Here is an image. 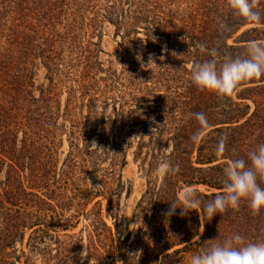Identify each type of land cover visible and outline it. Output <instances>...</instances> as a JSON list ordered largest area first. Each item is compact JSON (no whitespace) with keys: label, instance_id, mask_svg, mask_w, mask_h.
I'll return each instance as SVG.
<instances>
[{"label":"rangeland","instance_id":"1","mask_svg":"<svg viewBox=\"0 0 264 264\" xmlns=\"http://www.w3.org/2000/svg\"><path fill=\"white\" fill-rule=\"evenodd\" d=\"M136 1L0 0V114L13 116L7 121L11 129L17 126L7 136L16 139L14 152L0 155V194L8 166L30 161L37 178L24 169L16 179L48 203L46 225L26 231L23 242L9 250L14 264H188L191 254L217 237L241 234L246 242L264 241V220L258 222L263 214L250 223L244 213L228 209L205 222L207 187L179 183L168 189L166 176L156 173L173 150V137L165 135L160 149L153 141L152 124L162 111L153 104L168 95L177 104L191 80L193 59L180 54L174 36L186 27L193 30L189 26L199 25L203 13L229 11L226 0H151L170 15L171 42L135 21ZM252 28L264 26H242L230 33L227 45L246 46L238 39ZM249 87L239 85L227 99L254 108L238 97ZM106 138L119 143L117 155L102 153ZM212 175L222 172L197 178ZM97 185L102 188L94 189ZM188 192L201 205L186 216L180 209L168 216L170 202H183ZM205 224L214 230L200 244Z\"/></svg>","mask_w":264,"mask_h":264},{"label":"trees","instance_id":"2","mask_svg":"<svg viewBox=\"0 0 264 264\" xmlns=\"http://www.w3.org/2000/svg\"><path fill=\"white\" fill-rule=\"evenodd\" d=\"M256 2H262V5L260 6L258 4V6L264 10V0H256ZM132 7L130 5V9ZM132 15H134L136 22L147 23L149 26L154 27L156 32L160 33L158 36L165 35L167 36L168 42H171L169 39H171L173 34L166 32L167 26L171 24V22L167 21L170 15L165 14L161 10V6L156 5L151 0H137ZM221 23L227 25L228 29L232 25L237 26L233 32H229V35H231L230 33L235 34L237 30L246 25L243 20L235 17L230 11L224 10L221 14L213 16L209 12L206 14L203 13L199 25L194 24L189 26L194 28L193 30H188V27H186L185 30H180L179 34H175L176 36L174 37H177L179 39L178 43L182 45L180 54L193 59V64L212 58L208 52H200L199 45H204L208 50H215L217 54L215 58L218 62H222L227 56L236 57L242 55L246 46H228L227 38L229 35L225 34L226 28L220 27ZM248 36L253 37L246 39ZM253 39L264 40V28H252L243 33L238 41L247 43ZM1 68L2 65L0 66ZM1 78L2 76H0ZM186 82L190 87H186L183 93H180L177 97L180 101L177 104H180V107L172 101L170 98L171 95L156 98L157 100L153 106L157 109L160 105L162 111L160 112V121L158 119V122L152 124L153 127H156L155 133L153 134V141L160 149L164 143L165 135H172L171 137H173V150L167 157V161L173 165H178L179 171L174 175L165 177L166 188H173L179 183H184L187 187L203 185L211 192L209 195H203V199L212 200L222 191V176L212 175L209 178L206 176L197 178V174L203 173L208 175L213 172H222L230 158H246V153L253 150L258 143H264V77L260 80H251L240 84L241 86H251L240 93L238 97L242 101H251L254 108L249 104L240 108L227 98L218 97L214 93L199 90L192 84L191 80ZM5 86L7 84H4L2 88H5ZM2 100L3 98H1ZM2 109L3 107H1L0 111ZM178 109L181 111L177 112ZM196 112H203L210 123V128L204 132L206 133L208 131L202 137L199 145H193L190 140V137L199 127L197 121L192 116ZM177 114L181 115L180 119H177ZM213 117H216V119L211 120ZM11 118L13 116H10V114H0L1 156H5V154L10 156L11 154L8 153L14 152L12 150L14 147L12 146H14L16 139L10 141L7 138L11 134V130L17 128L15 125L11 129V124L7 123ZM221 136L227 137V150L223 158H218L215 155V147ZM28 139L26 138V140ZM102 142H104V145L101 146L102 153L117 155L120 152L121 147L119 143L108 141L107 138ZM92 154L93 151L90 150L89 155ZM195 154H197L195 157L196 160L193 161ZM18 156L20 161H22L21 155ZM221 160H226V162L215 165ZM16 162L14 166H8L10 171L7 173L8 177L0 194V264H14L10 262L13 254H10L9 250H14V246L17 243L23 242L26 231L34 230L41 225H46V218H48L45 213L48 203L37 194L28 193L27 190L29 188H26L20 182L18 183V179H16L18 171L21 173L25 169L31 172V177L34 178L32 180H35L37 176L32 174L33 166H35L34 163L30 161L24 163V160L22 164L17 160ZM0 166H3L1 160ZM206 166L207 168H205ZM151 167L153 166L151 165ZM214 191H218L219 193ZM6 204L10 208H6ZM239 206L241 207L229 209V212H233V214L244 213L243 217L247 218V220L249 219L250 223H253V217L257 216L258 219L260 218V214L264 215V209L254 214L246 200H242ZM239 215L241 216V214ZM203 216L205 222L210 220V217L205 216L204 213ZM262 220H264V217L258 222L261 223ZM204 228V237L200 244H205L207 237L211 238V233L214 230V228H210L207 224H205ZM169 239L167 242L170 241ZM191 239L192 236L190 235L186 237L187 241H191ZM187 249L189 248L184 247L183 250Z\"/></svg>","mask_w":264,"mask_h":264},{"label":"clouds","instance_id":"3","mask_svg":"<svg viewBox=\"0 0 264 264\" xmlns=\"http://www.w3.org/2000/svg\"><path fill=\"white\" fill-rule=\"evenodd\" d=\"M229 11L246 24L256 27L264 26V10L256 0H226ZM221 28L227 25L221 23ZM200 52H208L211 59L192 65L190 78L192 84L201 91L214 93L218 97L228 98L235 94L242 82L260 80L264 77V40H250L240 56H227L218 62L215 50H208L199 45ZM198 123V130L190 137L193 145H199L204 132L210 128L207 116L203 112L192 114ZM151 129V133L153 129ZM95 146V145H94ZM227 150V137L221 136L215 147V155L223 158ZM179 171L178 165L162 161L156 168L160 178L174 175ZM222 191L214 199L204 204L202 211L207 217H214L228 209H236L242 200L248 202L255 214L264 209V143H258L253 150L246 153V158H230L222 170ZM102 185L94 189L100 190ZM167 215L186 214L201 205L194 192L185 194L183 202L174 199L170 202ZM208 247L190 255L188 264H264V241L246 242L241 234H232L219 240L212 239ZM88 256V250L81 253V258Z\"/></svg>","mask_w":264,"mask_h":264}]
</instances>
